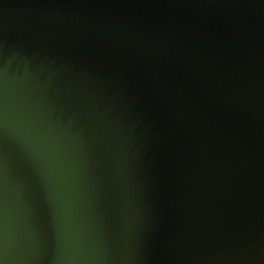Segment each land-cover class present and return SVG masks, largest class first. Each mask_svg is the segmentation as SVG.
Masks as SVG:
<instances>
[{
  "label": "water",
  "instance_id": "95a60500",
  "mask_svg": "<svg viewBox=\"0 0 264 264\" xmlns=\"http://www.w3.org/2000/svg\"><path fill=\"white\" fill-rule=\"evenodd\" d=\"M0 264H264V0H0Z\"/></svg>",
  "mask_w": 264,
  "mask_h": 264
}]
</instances>
